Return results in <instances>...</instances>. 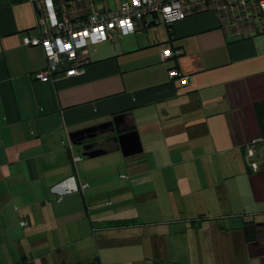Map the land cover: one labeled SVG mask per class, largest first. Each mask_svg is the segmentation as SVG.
<instances>
[{"label": "crops", "instance_id": "0c3cea01", "mask_svg": "<svg viewBox=\"0 0 264 264\" xmlns=\"http://www.w3.org/2000/svg\"><path fill=\"white\" fill-rule=\"evenodd\" d=\"M42 1L0 0V264H264V226L245 234L264 225V168L246 160L264 164V33L212 9L148 18L90 46L82 75L41 81L44 50L24 39ZM53 1L78 25L126 0Z\"/></svg>", "mask_w": 264, "mask_h": 264}, {"label": "built area", "instance_id": "2783aa9c", "mask_svg": "<svg viewBox=\"0 0 264 264\" xmlns=\"http://www.w3.org/2000/svg\"><path fill=\"white\" fill-rule=\"evenodd\" d=\"M208 9L216 12L222 27L234 29L237 36L264 33V0H126L119 11L92 15L86 23L78 25L72 24L66 16H59L53 0H43L39 5L40 37L25 38L24 43L41 46L44 50L47 68L38 74L37 79L45 81L59 72L67 77L79 76L88 63L90 46L112 40L115 36L133 35L138 26L147 25L148 18L173 25ZM182 54L180 49H165L160 57L162 62H167ZM169 77L181 86L188 83V77L177 69H170ZM246 160L253 174L264 168V164L256 159L253 147L248 149ZM82 188L84 190L87 186Z\"/></svg>", "mask_w": 264, "mask_h": 264}, {"label": "trees", "instance_id": "16d2710c", "mask_svg": "<svg viewBox=\"0 0 264 264\" xmlns=\"http://www.w3.org/2000/svg\"><path fill=\"white\" fill-rule=\"evenodd\" d=\"M167 26L171 27L172 25H167ZM255 113L257 116V121H258L261 135L264 138V102L255 105ZM76 144H81V143L77 142ZM263 226H264L263 224H258V225H248L246 227L245 234H246V237L249 243H252L258 240V237L260 233L262 232Z\"/></svg>", "mask_w": 264, "mask_h": 264}, {"label": "water", "instance_id": "95a60500", "mask_svg": "<svg viewBox=\"0 0 264 264\" xmlns=\"http://www.w3.org/2000/svg\"><path fill=\"white\" fill-rule=\"evenodd\" d=\"M136 145H137V142H136V144L135 145H132V146H135L136 147ZM100 152H102V151H99V153H95L96 155L95 156H97V155H101V154H103L104 152H102V153H100ZM139 152H142V151H139ZM139 152H135L136 154L137 153H139Z\"/></svg>", "mask_w": 264, "mask_h": 264}, {"label": "rangeland", "instance_id": "374dc122", "mask_svg": "<svg viewBox=\"0 0 264 264\" xmlns=\"http://www.w3.org/2000/svg\"><path fill=\"white\" fill-rule=\"evenodd\" d=\"M187 19H189V18H187ZM173 25H175V24H173ZM173 27H175V26H173ZM176 28V27H175ZM208 55L211 57V59L213 60V55H212V53L211 52H208Z\"/></svg>", "mask_w": 264, "mask_h": 264}]
</instances>
